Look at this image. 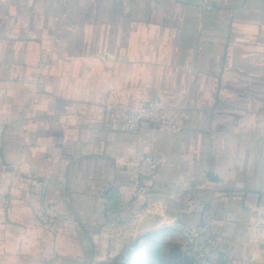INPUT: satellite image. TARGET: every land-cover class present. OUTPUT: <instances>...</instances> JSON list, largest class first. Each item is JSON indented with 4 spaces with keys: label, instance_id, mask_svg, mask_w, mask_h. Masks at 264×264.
<instances>
[{
    "label": "crops",
    "instance_id": "crops-1",
    "mask_svg": "<svg viewBox=\"0 0 264 264\" xmlns=\"http://www.w3.org/2000/svg\"><path fill=\"white\" fill-rule=\"evenodd\" d=\"M154 100L179 132L108 109ZM0 122L6 162L49 182L41 201L0 170V264H138L153 244L175 264L165 239L202 223L218 264H264V0H0Z\"/></svg>",
    "mask_w": 264,
    "mask_h": 264
},
{
    "label": "built area",
    "instance_id": "built-area-1",
    "mask_svg": "<svg viewBox=\"0 0 264 264\" xmlns=\"http://www.w3.org/2000/svg\"><path fill=\"white\" fill-rule=\"evenodd\" d=\"M108 109L116 112L126 128L131 131L138 130L144 123L168 131L179 132L181 130V126L168 116L162 102L159 100L145 102L139 107L112 103L108 105ZM5 130V124L0 122V170L11 172L14 176L26 178L29 183L30 193L39 197L42 201L49 187V182L41 179L33 171L21 173L20 170L13 169L6 162L3 155ZM161 166L160 155L154 153L144 156L138 164L131 168L133 196L138 197L149 194L151 184L157 179ZM0 204L6 207L9 204V200L6 197H0ZM37 215L41 223L48 229H52L58 222L65 220L62 217L50 214L44 203L41 204ZM261 224L264 227V210L261 214ZM181 233L186 250L192 256L194 264H218L217 258L212 251L214 249L215 234L208 223L187 227ZM127 251L128 249L121 253H113L111 257L106 259L92 258L85 264H126L128 261Z\"/></svg>",
    "mask_w": 264,
    "mask_h": 264
},
{
    "label": "rangeland",
    "instance_id": "rangeland-1",
    "mask_svg": "<svg viewBox=\"0 0 264 264\" xmlns=\"http://www.w3.org/2000/svg\"><path fill=\"white\" fill-rule=\"evenodd\" d=\"M166 240H167V242H169L168 244H171V245H172V243H176V244H173V245H175L174 246L175 247L174 253L176 254V257H177L176 264H183L182 262L180 263V260L189 259V256L183 255L184 252L182 251V247L184 246V248H185V243L182 240V233L181 232H178V231L172 232L170 239H165V241ZM172 250H173V247H172ZM129 251H130V249H129ZM147 252H149V255L146 254ZM144 253H145V256L147 255L148 258L145 259L143 256L142 260L139 259L140 262L138 264H140L141 261H144L143 262L144 264H167V262H168L167 256L170 255L167 253V245H165V244L164 245L163 244L162 245H154L153 244L151 246V248L150 249L147 248ZM178 254H180L181 256H179ZM190 257H192V256L190 255ZM150 259H152V260L150 261ZM192 261L194 263L193 258H192ZM134 262L135 261L131 262V264H134ZM129 264H130V262H129Z\"/></svg>",
    "mask_w": 264,
    "mask_h": 264
},
{
    "label": "trees",
    "instance_id": "trees-1",
    "mask_svg": "<svg viewBox=\"0 0 264 264\" xmlns=\"http://www.w3.org/2000/svg\"><path fill=\"white\" fill-rule=\"evenodd\" d=\"M126 253H127L128 261H129L130 258H131V256H132V251H129V250H128ZM128 261H127V262H128ZM181 262H182L183 264H194L193 261L190 260V259L180 260V263H181ZM126 264H127V263H126ZM175 264H176V263H175Z\"/></svg>",
    "mask_w": 264,
    "mask_h": 264
}]
</instances>
